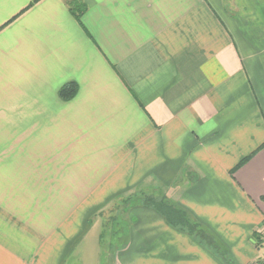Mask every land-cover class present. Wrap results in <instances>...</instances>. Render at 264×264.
I'll return each instance as SVG.
<instances>
[{"label":"crops","instance_id":"1","mask_svg":"<svg viewBox=\"0 0 264 264\" xmlns=\"http://www.w3.org/2000/svg\"><path fill=\"white\" fill-rule=\"evenodd\" d=\"M84 1L85 28L64 0H0V264H96L82 245L118 210L110 264H264V0ZM145 194L224 253L111 206Z\"/></svg>","mask_w":264,"mask_h":264},{"label":"trees","instance_id":"2","mask_svg":"<svg viewBox=\"0 0 264 264\" xmlns=\"http://www.w3.org/2000/svg\"><path fill=\"white\" fill-rule=\"evenodd\" d=\"M70 10L72 11L76 20L85 28L83 23V14L87 11L88 5L84 0H64ZM78 91V85L76 82H69L62 86L59 91L60 96L64 100H71L75 97ZM264 147V145L262 146ZM251 154L245 157L232 172H235L240 166L247 162L252 156ZM132 203L140 204L144 206H151L155 208L167 221V223L175 228L188 232L190 235L198 239L199 242L212 247L217 253L222 255L223 250L220 249V243L218 239L209 232L201 223L196 221L190 212L184 207L176 204L165 194L156 196L154 194H145L142 196L128 197L127 200ZM254 236L257 240V244L260 243L262 236L258 232H254ZM227 264H234L230 260H226Z\"/></svg>","mask_w":264,"mask_h":264},{"label":"rangeland","instance_id":"3","mask_svg":"<svg viewBox=\"0 0 264 264\" xmlns=\"http://www.w3.org/2000/svg\"><path fill=\"white\" fill-rule=\"evenodd\" d=\"M123 200L124 199L122 198L114 200L111 204V206H114L113 210H117L119 207H122L125 202L127 203V201ZM113 210L111 212H113ZM120 211L121 210L108 213L101 231L102 235L100 232L101 227L97 225V237L92 238L95 234L94 233L91 238H88L87 241L82 245L84 250L83 253H87L89 255L91 254L90 256L93 260L96 258V264H110L108 261V254L110 253L111 249L115 246L123 245L126 242L125 236L128 224L124 220ZM109 214L112 215L110 216ZM116 218L118 220H116ZM94 246L97 248V250H95ZM259 253L264 256V246L260 247ZM69 264L76 263L70 261ZM90 264H94V261Z\"/></svg>","mask_w":264,"mask_h":264}]
</instances>
